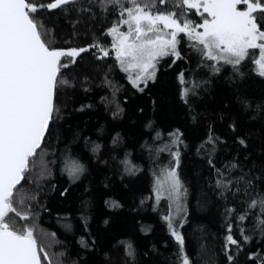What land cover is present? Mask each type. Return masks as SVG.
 I'll return each mask as SVG.
<instances>
[{
    "label": "trees",
    "instance_id": "16d2710c",
    "mask_svg": "<svg viewBox=\"0 0 264 264\" xmlns=\"http://www.w3.org/2000/svg\"><path fill=\"white\" fill-rule=\"evenodd\" d=\"M174 2L157 3V9L185 11ZM121 3L128 6L127 0ZM104 9L100 0H73L37 14L52 47L98 42L111 53L102 57L91 47L75 63L62 59L69 66L58 76L48 135L14 190L15 206L29 219L10 213L12 222L33 229L42 264H48L45 252L52 264H180L179 245L163 219L169 201L157 202L154 192L157 176L175 166L178 151L176 171L187 193L186 210L175 224L192 264H229L227 255L235 257L232 264H254L248 254H264V233L255 228L260 209H249L244 222L237 219L252 196L264 192V76L253 53L234 68L208 60L182 36L183 59L161 58L155 78L137 88L120 68L107 35L120 8ZM187 18L197 22L195 14ZM177 130L181 142L174 144L170 134ZM73 162L84 169L75 179L69 175ZM233 163L238 167L231 176H244L252 185L239 181L241 192L233 194L234 186L222 194L215 170ZM229 208L236 211L229 215ZM228 223L234 237L244 228L252 240L242 250L230 246L226 254Z\"/></svg>",
    "mask_w": 264,
    "mask_h": 264
},
{
    "label": "snow or ice",
    "instance_id": "6c2138e0",
    "mask_svg": "<svg viewBox=\"0 0 264 264\" xmlns=\"http://www.w3.org/2000/svg\"><path fill=\"white\" fill-rule=\"evenodd\" d=\"M73 0H52L43 3L41 0H0V264H41L40 252L33 229L15 227L10 213L28 220L14 203V190L29 171L30 158L37 156V149L45 137L49 122L55 111L53 97L57 86L58 75L68 63L62 58H70L75 63L81 53L89 48L81 47L59 49L52 47L47 34L41 31L37 14L41 9L53 10L72 3ZM169 0H127L125 7L121 0H100V4L119 6L120 19L108 30L113 37L112 49L115 58L125 72H134L130 82L139 88L141 82L155 78L156 65L160 58L172 55L183 59L178 45L179 35L183 33L194 46L211 61L230 64L234 68L249 56L250 49H258L259 57L254 59L258 74L264 76V0H175V8L195 10L202 17L201 23L187 18L186 11H164L157 9ZM155 9V10H154ZM127 26L125 31H121ZM202 29V31H198ZM90 47L98 48L107 57L109 50L100 43ZM175 62V61H173ZM214 71H219L216 64ZM184 83V74L179 76ZM141 91L143 89H140ZM188 89H184L186 95ZM179 141V130L170 134ZM209 143L212 142L209 136ZM244 144V141H240ZM167 146L159 151H165ZM176 164L162 170L157 176L154 192L157 202L169 201V214L163 217L171 236L179 245L178 259L180 264H192L184 249V237L175 224L176 216L185 212L184 198L187 189L184 187L176 168L179 166V152L173 153ZM212 165V161L209 160ZM215 167L214 165H212ZM238 165L233 163L226 170L216 169V185L223 192H241L236 186L245 181L244 176L233 178L231 170ZM83 166L73 162L69 175L74 179L83 172ZM131 171V169H129ZM249 188L252 180L245 181ZM244 194L251 195L247 189ZM113 207H119L113 202ZM260 209L255 228L264 233V192L257 193L247 203V208L237 217L244 222L249 218V209ZM236 210L227 209L231 215ZM252 236L244 228L239 229V238L233 235V225L227 224L224 237L226 254L230 246L238 250L251 242ZM128 254H134L132 245H127ZM248 260L254 264H264V254L250 252ZM48 264L52 261L44 253ZM229 264L235 257L227 255Z\"/></svg>",
    "mask_w": 264,
    "mask_h": 264
},
{
    "label": "rangeland",
    "instance_id": "374dc122",
    "mask_svg": "<svg viewBox=\"0 0 264 264\" xmlns=\"http://www.w3.org/2000/svg\"><path fill=\"white\" fill-rule=\"evenodd\" d=\"M185 10V9H184ZM187 13H190V14H195V15H197V22L196 23H201L202 22V17H200L198 14H196L195 13V10H185ZM127 29V26H123L122 28H121V31H125ZM198 31H202V29H198ZM182 36H184L186 39H187V41H188V43L189 42H193V45H195V42L194 41H192V40H189L188 39V37L186 36V35H184L183 33H181L180 35H179V37H178V39L181 41V38H182ZM112 39H113V37H112ZM180 44V43H179ZM196 47V49L198 50V51H200L199 50V48H202V46H195ZM113 52V54L115 55V51L112 49V47L110 48ZM109 50V49H108ZM178 50H179V45H178ZM180 51V50H179ZM109 53H111L110 51H109ZM251 53H253V55H254V58L256 59V58H258L259 57V50L258 49H250L249 50V54H251ZM172 56V55H171ZM174 57V56H173ZM163 58V57H162ZM161 59V58H160ZM159 59V60H160ZM119 63V62H118ZM256 65V64H255ZM119 66H120V64H119ZM120 68H121V66H120ZM122 69V68H121ZM156 69H157V65H156ZM256 69H257V71H258V66L256 65ZM124 71V70H123ZM125 72V71H124ZM155 72H156V70H155ZM126 73V75H127V77H128V79H129V81H130V76H133L135 73L134 72H125ZM150 80H152V79H150ZM149 81V80H148ZM147 81V82H148ZM145 85V83H143V82H141L140 84H139V88H143V86Z\"/></svg>",
    "mask_w": 264,
    "mask_h": 264
},
{
    "label": "water",
    "instance_id": "95a60500",
    "mask_svg": "<svg viewBox=\"0 0 264 264\" xmlns=\"http://www.w3.org/2000/svg\"><path fill=\"white\" fill-rule=\"evenodd\" d=\"M89 49H91V47L89 46L88 47ZM59 49H66V48H59ZM77 49H79V48H77ZM97 52H99L100 54H101V56L103 57V54L99 51V49H97ZM85 53V52H84ZM84 53H81V55L82 54H84ZM63 59V58H62ZM59 76V75H58ZM55 97H56V88L54 89V97H53V103H54V108H55ZM53 115H54V112H53ZM52 121H53V116H52V119L50 120V122H49V126H48V129H47V131H46V133H45V137H44V139H43V141H42V143H41V147H42V145H43V143H44V141H45V139H46V137H47V135H48V132H49V129H50V126H51V124H52ZM40 147V148H41ZM39 148V149H40ZM39 149H37V151L39 150ZM23 181V180H22ZM22 181H21V183H22ZM21 183H20V185H21ZM20 185H18L17 187H19ZM37 246H38V244H37ZM39 249V248H38ZM41 264H42V262H41Z\"/></svg>",
    "mask_w": 264,
    "mask_h": 264
}]
</instances>
